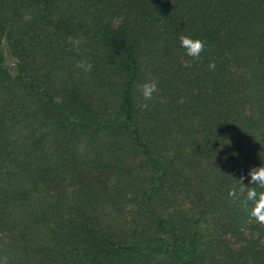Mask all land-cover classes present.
<instances>
[{"label": "trees", "instance_id": "obj_1", "mask_svg": "<svg viewBox=\"0 0 264 264\" xmlns=\"http://www.w3.org/2000/svg\"><path fill=\"white\" fill-rule=\"evenodd\" d=\"M262 164L264 0H0L9 264H264L252 203L228 196Z\"/></svg>", "mask_w": 264, "mask_h": 264}, {"label": "clouds", "instance_id": "obj_2", "mask_svg": "<svg viewBox=\"0 0 264 264\" xmlns=\"http://www.w3.org/2000/svg\"><path fill=\"white\" fill-rule=\"evenodd\" d=\"M180 46L185 49L186 55L191 57L193 62L201 59V53L205 51V42L200 39H193L187 35L179 37ZM67 42L73 49L79 51L80 46L84 43L82 37L67 38ZM76 67L81 71L88 73L92 70V64L86 60L77 61ZM216 67L215 62L209 64V69L214 70ZM157 81L155 78H150L147 81L137 85L139 99L137 106L142 110H147L150 106L147 101L153 99L154 93L158 91ZM249 177V184L252 186H244L242 183L245 179L241 176L239 179L240 188H232L228 192V196L233 200H239L240 204L247 208L249 202L252 203V208L249 212L250 218L257 224L264 226V191H257V187L264 189V164L259 167H252L247 173ZM0 264H9L7 256L0 258Z\"/></svg>", "mask_w": 264, "mask_h": 264}]
</instances>
